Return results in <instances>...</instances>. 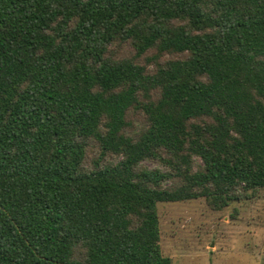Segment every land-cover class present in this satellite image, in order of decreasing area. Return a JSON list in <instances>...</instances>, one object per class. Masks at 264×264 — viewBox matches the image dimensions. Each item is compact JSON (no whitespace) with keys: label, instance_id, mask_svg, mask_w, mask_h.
I'll return each mask as SVG.
<instances>
[{"label":"trees","instance_id":"1","mask_svg":"<svg viewBox=\"0 0 264 264\" xmlns=\"http://www.w3.org/2000/svg\"><path fill=\"white\" fill-rule=\"evenodd\" d=\"M262 187L264 0H0V264H172L158 203Z\"/></svg>","mask_w":264,"mask_h":264},{"label":"rangeland","instance_id":"2","mask_svg":"<svg viewBox=\"0 0 264 264\" xmlns=\"http://www.w3.org/2000/svg\"><path fill=\"white\" fill-rule=\"evenodd\" d=\"M127 53L128 48L123 47L122 55ZM131 119L129 132L138 133L142 119ZM95 155L96 150L90 151L85 158L86 169L93 166ZM106 160L117 159L109 156ZM189 165L196 171L203 164L192 156ZM141 166L169 172L172 176L166 185L182 179L176 167L165 160L146 159ZM236 195L238 199L226 205L206 197L157 204L160 246L172 264H264V187L237 190Z\"/></svg>","mask_w":264,"mask_h":264}]
</instances>
